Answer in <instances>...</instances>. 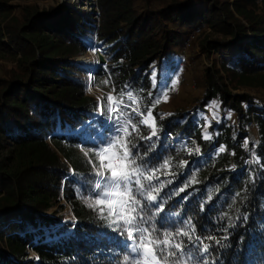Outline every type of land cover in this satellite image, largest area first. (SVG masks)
I'll list each match as a JSON object with an SVG mask.
<instances>
[{"label":"trees","instance_id":"trees-1","mask_svg":"<svg viewBox=\"0 0 264 264\" xmlns=\"http://www.w3.org/2000/svg\"><path fill=\"white\" fill-rule=\"evenodd\" d=\"M28 1L0 0V63L14 65L0 78V264H123L130 256L108 201L97 204L91 190L97 146L111 129L104 99L89 95L88 72L76 63L93 48L90 37L106 59L94 81L119 103L125 93L124 118L135 125L126 140L138 146L137 163L156 169L142 181L160 205L147 209L152 222L188 231L181 221H190L193 240L211 236L208 264H264V100L232 92L264 91V0H95L98 20ZM197 32L203 55L220 59L201 71L192 106L166 110L161 88L184 77L178 62ZM62 201L75 222L49 214Z\"/></svg>","mask_w":264,"mask_h":264},{"label":"snow or ice","instance_id":"snow-or-ice-1","mask_svg":"<svg viewBox=\"0 0 264 264\" xmlns=\"http://www.w3.org/2000/svg\"><path fill=\"white\" fill-rule=\"evenodd\" d=\"M126 95L129 101L138 104V100L131 91ZM124 96L125 93L121 92V101L114 108L109 104L113 100L112 96L104 99L101 115L106 117L111 132L97 146V154L108 153L117 148L122 149V156L119 158L124 161L123 170L120 172L112 170L108 175L105 172H96L95 175L99 178L93 182L91 189L95 194L97 204H103L105 201L111 202L117 196L121 198L120 206L124 211L109 209L107 215L114 217L111 220V223L116 225L114 230L118 229L120 234L125 236L126 241H131L127 244L130 256L124 257L123 264H129L130 257L131 264H181L179 257L182 256H187L189 260L197 259L199 264H208L207 257L211 255L213 245L206 244L204 241L212 239L211 236H197L193 240L189 234L190 231H194L190 221H181V224L189 229L188 231L175 226L165 229L161 225L158 228L156 223L152 222L153 217L148 214L147 209L151 207L159 209L160 205L156 203V197L152 194L155 189L150 184L146 186L142 181H151L152 174L156 169L149 168L144 163H137L138 158L143 159L138 146L131 143L130 140H126V136L130 135L129 126L131 125L135 129V125L130 119L124 118L125 113L122 109L131 106L124 103ZM156 102H159V97ZM133 111L138 115H144L139 108H135ZM147 115L151 117V111H148ZM139 123L146 125L148 119H141ZM155 135L156 132L153 128L152 136ZM223 150V148L220 149V151ZM103 159L104 156L101 155V161ZM167 165L168 161L166 160L164 166ZM101 167H105V165L101 163ZM146 173L148 174L146 175ZM145 201H151V204L145 203ZM99 212L104 215V208H99ZM175 235H183L188 237V240L174 243ZM213 264L216 262L213 261Z\"/></svg>","mask_w":264,"mask_h":264},{"label":"rangeland","instance_id":"rangeland-1","mask_svg":"<svg viewBox=\"0 0 264 264\" xmlns=\"http://www.w3.org/2000/svg\"><path fill=\"white\" fill-rule=\"evenodd\" d=\"M233 0H231L232 2ZM27 4H32L39 6L42 10H50L52 8L57 7L60 9L61 7H68L74 10L75 12L82 15L86 20L97 19L98 20V10L96 9V1L95 0H29ZM96 12V15L94 14ZM207 33H210L208 30ZM199 33H191L189 36V40L185 46V55L183 59L179 60V65L184 68V77L175 82V88L171 89L169 87L161 88V99L165 106L166 110H172L177 107H186L192 106V104L201 96L202 93V83H201V71L205 66L212 67L213 60L215 58L217 60L220 57H216L214 54L211 59H208L207 56H204L201 50L198 48V38ZM91 47L94 48V51H89L83 57L76 61V63L80 64L84 67L88 72V80H89V95L95 97L98 101H102L108 96H112L113 100L109 102L110 106L113 108L116 104L119 103L116 96L112 91H110L109 86L105 83H100L98 81H94V73L96 69L100 65V54L103 55V52L99 47L96 46L95 39L90 37L88 39ZM104 56V55H103ZM82 59V60H81ZM12 66L11 63L2 62L0 63V78H3ZM234 94H250L259 100H264V91H235L232 90ZM163 93V94H162ZM214 110L213 108L209 109V116H213ZM220 114V112H218ZM249 136L253 143L259 142L258 129L255 124H251ZM101 155L104 156L103 161H101ZM99 155L100 161V170L98 172H111L115 170L117 172L122 171L120 168V158L115 154L113 150H110L108 153H102ZM101 163L105 165V167H101ZM111 167H108V166ZM120 197H115L111 202L108 201L110 208L114 211L120 210L124 211L120 206ZM64 206V208H61ZM49 214L52 216H64L65 223H73L75 222V217L72 213L71 207L64 201L60 204L54 205V207L49 211ZM31 260L37 262V256L34 253H31Z\"/></svg>","mask_w":264,"mask_h":264},{"label":"water","instance_id":"water-1","mask_svg":"<svg viewBox=\"0 0 264 264\" xmlns=\"http://www.w3.org/2000/svg\"><path fill=\"white\" fill-rule=\"evenodd\" d=\"M105 64H106V59L102 54H100V65H105Z\"/></svg>","mask_w":264,"mask_h":264},{"label":"bare ground","instance_id":"bare-ground-1","mask_svg":"<svg viewBox=\"0 0 264 264\" xmlns=\"http://www.w3.org/2000/svg\"><path fill=\"white\" fill-rule=\"evenodd\" d=\"M91 51H94V48L91 49ZM82 60V59H81ZM36 255V254H35Z\"/></svg>","mask_w":264,"mask_h":264}]
</instances>
